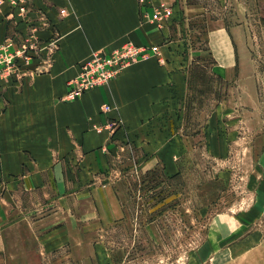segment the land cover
<instances>
[{
    "label": "crops",
    "instance_id": "crops-1",
    "mask_svg": "<svg viewBox=\"0 0 264 264\" xmlns=\"http://www.w3.org/2000/svg\"><path fill=\"white\" fill-rule=\"evenodd\" d=\"M172 3L32 0L31 18L39 19L33 25L31 19L13 23L18 11L9 0L1 1L0 44L16 31L43 42L58 37L59 49L49 66L41 58L28 66L46 71L23 83H0V252L11 245L12 252L44 264L46 255L66 250L75 264H113L111 251L96 237L127 215L118 186L105 176L116 140L147 141L151 157H164L169 172H179V160L192 151L188 136L176 129L170 148L153 147L168 135L169 124L178 128L183 123L179 107L187 104L193 62L200 56H190L188 48L174 42L171 22L160 27L153 20L154 5ZM128 42L157 46L159 57L125 68L110 84L75 101L64 100L69 81L93 52L110 53ZM208 44L224 81L235 75L240 60L232 31L217 27ZM161 123L166 128L160 131ZM212 153L220 155L216 149ZM260 185L254 209H246L244 217L255 212L254 219L263 217L264 182ZM225 216H218L195 264H264V231L247 229L245 220L231 227ZM24 226L34 248L23 245ZM12 252L10 259L15 258Z\"/></svg>",
    "mask_w": 264,
    "mask_h": 264
},
{
    "label": "rangeland",
    "instance_id": "rangeland-1",
    "mask_svg": "<svg viewBox=\"0 0 264 264\" xmlns=\"http://www.w3.org/2000/svg\"><path fill=\"white\" fill-rule=\"evenodd\" d=\"M154 6V12L161 7ZM164 7L172 10L168 22L174 42L200 57L193 62L187 104L179 107L183 123L178 128L158 125L168 135L153 148H170L178 131L189 137L192 151L179 160V172L170 173L164 157L150 156L147 141L116 140L105 176L118 186L127 215L96 237L111 251L113 264H195L222 214L231 227L245 220L247 229L264 231V215L244 217L246 209H254L264 182V0H173ZM16 14L13 23L27 20ZM221 25L232 31L240 60L235 75L225 81L208 44L209 34ZM15 32L10 37L27 44ZM26 194H20L23 201ZM26 229L23 245L32 248ZM7 248L0 252V264H38ZM68 256L66 250L55 252L45 256L44 264H75Z\"/></svg>",
    "mask_w": 264,
    "mask_h": 264
},
{
    "label": "built area",
    "instance_id": "built-area-1",
    "mask_svg": "<svg viewBox=\"0 0 264 264\" xmlns=\"http://www.w3.org/2000/svg\"><path fill=\"white\" fill-rule=\"evenodd\" d=\"M10 1V0H9ZM146 2L147 0H141ZM11 5L18 8L20 14L31 19L32 0H11ZM172 16L171 7H157L153 20L163 27ZM44 19L45 17L42 16ZM59 49V38L52 37L49 42L43 44L39 40H29L27 44L20 45L16 38H7L0 44V83L3 87L11 82L23 83L26 77H32L35 73L46 71L47 68L39 67L36 70L28 69L33 60L44 59L45 66H49L52 56ZM47 52V57L39 56V53ZM157 46H138L128 42L112 52L103 50L93 52L91 58L81 67V72L68 83V92L64 100L75 101L88 91L106 86L114 81L122 70L134 64L143 62L152 57H159ZM110 107L106 106L105 110Z\"/></svg>",
    "mask_w": 264,
    "mask_h": 264
}]
</instances>
